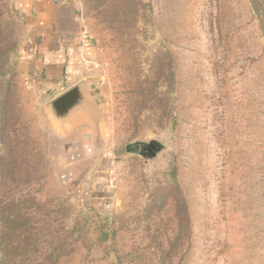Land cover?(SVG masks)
<instances>
[{
	"label": "rangeland",
	"instance_id": "374dc122",
	"mask_svg": "<svg viewBox=\"0 0 264 264\" xmlns=\"http://www.w3.org/2000/svg\"><path fill=\"white\" fill-rule=\"evenodd\" d=\"M77 1L91 50L48 90L0 0V195L49 243L24 264H264V0ZM82 76L103 115L71 159L47 103Z\"/></svg>",
	"mask_w": 264,
	"mask_h": 264
},
{
	"label": "crops",
	"instance_id": "0c3cea01",
	"mask_svg": "<svg viewBox=\"0 0 264 264\" xmlns=\"http://www.w3.org/2000/svg\"><path fill=\"white\" fill-rule=\"evenodd\" d=\"M15 1L30 28L29 45L22 58V66L27 74L36 73L40 86H48V90H52L76 73L75 69L88 58L91 50L81 29L78 1ZM82 78L85 76L72 83ZM93 131L94 124L88 119H78L73 123L69 136L76 134V139L72 141L71 159L87 150L86 141L79 138L84 139Z\"/></svg>",
	"mask_w": 264,
	"mask_h": 264
},
{
	"label": "trees",
	"instance_id": "16d2710c",
	"mask_svg": "<svg viewBox=\"0 0 264 264\" xmlns=\"http://www.w3.org/2000/svg\"><path fill=\"white\" fill-rule=\"evenodd\" d=\"M137 146L152 149L149 144L139 143ZM2 164L3 156L0 154V166ZM29 201L32 207L27 205L25 211H22L18 203L23 201L17 200L13 207L8 208L3 205L0 195V264H24L31 260L27 256L30 252L37 253L40 252L39 249L49 246L48 242L39 239L38 234L41 228L34 216L37 206L33 199ZM59 248L61 246L57 245L52 247L48 253L43 254L39 261L40 264H54L63 254V251H57ZM54 251H57L56 254L53 253ZM19 256H25V259L17 262L16 257Z\"/></svg>",
	"mask_w": 264,
	"mask_h": 264
},
{
	"label": "water",
	"instance_id": "95a60500",
	"mask_svg": "<svg viewBox=\"0 0 264 264\" xmlns=\"http://www.w3.org/2000/svg\"><path fill=\"white\" fill-rule=\"evenodd\" d=\"M49 116L63 129H69L78 119L90 120L95 128L103 115L100 91L91 78H84L68 87L47 103ZM152 148L154 144H149Z\"/></svg>",
	"mask_w": 264,
	"mask_h": 264
}]
</instances>
